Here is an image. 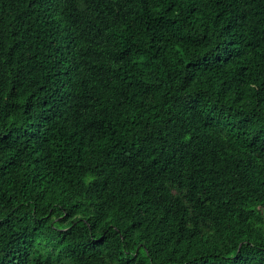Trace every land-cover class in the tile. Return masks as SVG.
I'll list each match as a JSON object with an SVG mask.
<instances>
[{
  "label": "trees",
  "instance_id": "1",
  "mask_svg": "<svg viewBox=\"0 0 264 264\" xmlns=\"http://www.w3.org/2000/svg\"><path fill=\"white\" fill-rule=\"evenodd\" d=\"M0 264H264V0H0Z\"/></svg>",
  "mask_w": 264,
  "mask_h": 264
}]
</instances>
